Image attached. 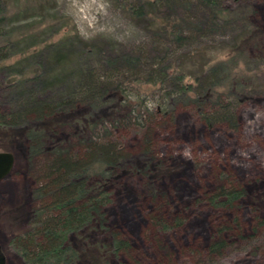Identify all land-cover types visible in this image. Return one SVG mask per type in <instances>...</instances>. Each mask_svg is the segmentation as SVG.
Listing matches in <instances>:
<instances>
[{"label":"rangeland","instance_id":"1","mask_svg":"<svg viewBox=\"0 0 264 264\" xmlns=\"http://www.w3.org/2000/svg\"><path fill=\"white\" fill-rule=\"evenodd\" d=\"M3 1L7 19H14L9 24L14 32L1 33L0 45L20 41L22 48L32 42L55 41L70 31L84 41L103 44L110 53L141 50L148 58L142 73L153 65L169 64L186 82L205 78L212 64L227 60L229 75L218 88L220 96L207 102L206 110L215 113L221 102L231 103L236 126L206 122L197 106L174 92L176 84L170 80H136L134 72L123 70L116 79L133 90L131 105L142 100V106L120 109L116 121H106V129L98 124L87 137L95 141L107 137L129 155L130 167L108 183L105 207L107 225L131 245L121 259L132 264H264V224H260L264 222V0H224L238 12L240 21L167 46L154 41L146 17L130 10L140 0ZM203 10L195 3L179 5L175 15L186 18ZM245 26L260 31L248 43L239 44ZM165 48V58L151 64L152 55L156 51L163 55ZM23 56L17 53L8 61ZM82 62L92 67L95 78L102 79L104 68L96 56ZM71 66L68 70L74 75L68 83L75 84L79 76ZM26 68L36 69L33 64ZM7 83L0 71V117L15 100ZM56 129L47 137L48 146L57 142L73 154H84L86 146L73 125L62 123ZM20 140L14 127L0 124V150L12 152L16 147L13 166L0 179V249L6 264H23L19 246L33 247L43 240L34 232L36 210L50 201L38 189L49 182L47 155L28 159L17 149ZM140 157L153 158L148 172L131 168ZM221 186L243 189L244 194L228 207L217 206L210 196ZM164 221L168 226L162 227ZM32 232V238L26 236ZM216 240L226 244L211 254L209 247Z\"/></svg>","mask_w":264,"mask_h":264},{"label":"trees","instance_id":"2","mask_svg":"<svg viewBox=\"0 0 264 264\" xmlns=\"http://www.w3.org/2000/svg\"><path fill=\"white\" fill-rule=\"evenodd\" d=\"M191 3L204 10L200 15L178 19L175 15L177 7ZM161 7H164L162 13L158 14ZM5 9V1L0 0V34H12L14 28L9 24L14 23V19H7ZM130 10L149 20L156 37L154 41L164 46L170 42L181 45L240 21L238 12L229 9L224 0H140ZM258 31L245 26V31L239 34V44L251 41ZM19 45L20 41L12 40L0 45V71H4L11 92H15L12 108L0 117V124L14 127L20 133L21 144L17 149L28 159L47 155L45 167L49 182L38 189L41 197L50 199L44 208L36 210L38 226L34 232L41 234L43 240L33 247L19 246L23 264H112L113 259L117 264H132L128 259H121L130 249V242L107 225L105 208L110 194L108 183L130 167L129 155L109 138L95 141L87 134L98 124L106 129V121H116L121 116L120 109L132 107L135 110L142 106L139 99L135 107L131 105L133 90L122 79H116L123 70L134 72L136 80L152 83L170 80L176 84L174 92L183 94L184 99L197 106L206 122L218 120L236 126L231 103L221 102L215 113L206 110L207 102L220 96L218 88L229 75L227 60L212 64L205 78L195 77L194 82H186L182 73L169 69V64L153 65L142 73L148 58L141 50L110 53L103 44L84 41L70 31L55 41L32 42L22 48ZM166 48L163 55L157 51L152 55L151 64L165 58ZM17 53L24 56L9 62ZM91 55L96 56L104 68L102 79L94 77L92 67L86 66L87 62L83 65L82 61ZM28 64H33L35 71L30 72L26 68ZM70 64L71 71L79 76L75 84L68 83L74 75L68 70ZM191 92L193 96L189 95ZM81 101L86 102L85 107L81 106ZM62 123L75 127L86 146L84 154H73L68 146L57 142L47 145V137ZM15 148H12L13 155ZM135 161L137 163L131 168L135 167L139 173L148 172L154 165L152 157H140ZM242 194L243 189L221 186L210 196V202L228 207ZM166 226L168 223L164 221L162 227ZM35 233L26 236L32 238ZM92 235H96V239L91 240ZM225 244L223 240L214 241L209 247L210 253Z\"/></svg>","mask_w":264,"mask_h":264},{"label":"water","instance_id":"3","mask_svg":"<svg viewBox=\"0 0 264 264\" xmlns=\"http://www.w3.org/2000/svg\"><path fill=\"white\" fill-rule=\"evenodd\" d=\"M14 163V155L11 151L0 150V179L9 173ZM0 264L5 263V255L0 249Z\"/></svg>","mask_w":264,"mask_h":264}]
</instances>
